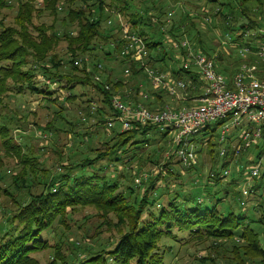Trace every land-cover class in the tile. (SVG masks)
Wrapping results in <instances>:
<instances>
[{
  "label": "trees",
  "instance_id": "16d2710c",
  "mask_svg": "<svg viewBox=\"0 0 264 264\" xmlns=\"http://www.w3.org/2000/svg\"><path fill=\"white\" fill-rule=\"evenodd\" d=\"M17 1L15 25L10 26L4 23L1 10L12 4L9 0H0V94L11 87L20 93L31 91L43 101L54 104L60 100L74 102L81 95L77 94L76 88H84L83 94L92 93L91 98L97 100L95 102L88 100L90 104L93 102V110L96 109L99 115L96 125H100L106 132H113L110 139L107 138L108 141L104 142L113 143L105 150L96 151L94 157H85L75 166L63 164V172H56L50 177L45 176L46 179L41 181H36V164L31 158L23 157V169L21 175H16L14 186L18 191L23 190L27 184L26 187H30L36 182L42 183V186L36 192L27 190L28 197L24 199L17 198L8 188H0L13 201L15 207L14 214L7 218L8 221L0 224V264H42L35 253L49 245L46 233L58 218L63 220L67 216L69 207L76 209L79 206H94L103 214L115 213L122 226L118 230L120 235L118 240L110 250H106L107 256L96 253L76 262L69 261L57 250L48 264H168L167 248L162 247L164 239H174L184 244L189 240L197 242L207 240L211 242L209 248L213 247L215 251H218L224 242L230 241L233 244L230 250L233 253L232 258L236 259L237 263L239 261L244 263L247 257L248 260L264 264V246L259 232L264 227V202L261 203L264 200V171L259 179L253 180L250 196L236 190L240 194L238 206L248 208L250 205H256L254 208L261 212L260 218H253L242 209L235 210L233 204L226 201L225 198L230 195L227 185H238L239 182L234 177L230 182H224L219 170L215 171V177H209L212 185L225 186L223 193L200 188L198 192L200 196L197 198L191 195V191L188 195L176 190L162 206L158 203L160 188L156 186L154 178H147L150 182L146 187L145 179L139 185L136 183L138 177H135L136 187H131L127 193L121 190L120 182L114 178L115 176L108 175L101 166L105 159L114 165L123 161L129 151L142 148L150 141L149 134L160 130L159 126L142 125L139 122L128 130H123L122 126L117 130L116 121L111 127L107 124L118 114L111 100L114 94L122 96L125 100L130 98L137 103L143 100V90L152 95V87L147 76L143 74L140 63L131 55L132 50L121 62L131 70L134 78L138 79L142 74L148 82L146 86L145 84L140 86V82H137L127 94L121 90L125 84L123 80H114L105 73L107 62L117 59L116 52L120 54L123 42L122 36L113 38L115 29L111 28L112 32L109 33L103 30L105 21L111 16L106 10V5L117 7L123 14L128 13L133 22L134 32L143 38L149 52L146 63L162 70H166L167 67L173 69L178 78L185 74L180 68L175 67L176 64L179 65L180 60L175 56L171 58L172 67L168 66L165 54L162 53L164 41L161 38L170 46L169 40L187 36L194 46L209 54L204 48L201 30L196 24L198 21L195 19L193 9L183 10L185 20L177 22L172 20V16L167 19L173 7L157 8L155 0L152 1L154 12L146 5L138 13L129 9L130 0L123 3H120V0H112L111 4H107L105 0H96L94 2L96 6L91 4L93 8H90L89 0H81L83 6L67 10L65 9L67 0ZM69 1L74 3L76 0ZM185 1L187 0H184L183 4L188 3ZM250 1L239 0L235 5L232 2L205 0L200 13L201 22L205 25L211 23L212 21L207 22L204 17L213 16L209 14L212 9L209 6L218 5L219 10L214 15L221 16L225 31L254 28L257 25L258 13L264 15V12H255L248 8ZM257 1L259 7L264 5L262 0ZM46 10L53 17H59V10L67 11L62 19V28H58L56 21L53 20L50 24L35 23L36 15ZM150 13L157 18V22L149 18ZM203 24L202 27L205 26ZM72 25L76 27H71ZM61 43L65 44L67 58L59 55ZM98 47L104 53L103 58H98V62L90 67L82 55ZM234 52L233 49L229 52L220 51L217 59L218 69L228 77L236 71L240 63L238 57L231 62ZM97 75H100L99 79ZM61 93H65V96ZM154 95L164 102L170 99L161 92ZM145 104L151 106L149 100ZM45 130L53 134L51 121ZM0 132L7 135L10 128L0 125ZM166 137L167 134L163 133L160 139L167 140ZM261 154L260 149L256 157H260ZM229 163L223 162L221 165L227 167ZM96 164L97 167L93 168ZM161 180H158V183ZM256 180L261 181L255 182ZM137 187L142 191L141 197L135 194Z\"/></svg>",
  "mask_w": 264,
  "mask_h": 264
},
{
  "label": "rangeland",
  "instance_id": "374dc122",
  "mask_svg": "<svg viewBox=\"0 0 264 264\" xmlns=\"http://www.w3.org/2000/svg\"><path fill=\"white\" fill-rule=\"evenodd\" d=\"M89 1L90 8L96 6L94 3L96 0ZM105 1L107 4H111L112 2V0ZM152 1L130 0L129 9L134 13H138V11L140 12L148 5L150 11L154 12L155 7ZM155 1L157 2V8L162 7L167 9L172 6V20L177 22L185 20V9H193L195 19L198 21L196 24L201 30V38L205 50L209 54H220V51H223L220 41L225 29L221 16L216 17L213 14L214 19L208 25L201 22L202 16L200 13L202 12L201 10L205 4V0H187L185 1L188 2L186 4H183L184 0ZM219 1L232 2L235 5L239 3V0ZM123 2H128V0H120V3ZM9 3L12 6L1 10V17L6 25L14 26L18 1L9 0ZM92 3L93 6L91 5ZM83 4L81 0H76L74 3L67 0L65 9L79 8ZM209 7L212 8L209 13L211 14L216 7ZM248 8H258L261 11L257 0H251L248 3ZM66 10H59V17H53L46 10L36 15L35 23L43 22L50 24L53 20L56 21L58 28H62V19L67 14ZM106 10L111 16L104 23V32L109 33L112 32V29H115L113 38L120 36L123 34V25L129 23V33L133 34V22L129 15H127L128 13L123 14L122 10H119L117 7H107V5ZM152 14L150 13L149 16L151 19L153 18ZM202 24L205 26L202 27ZM71 27L76 26L72 25ZM161 40L164 41L162 53L165 54L166 62L169 63L168 66L172 67L173 60L171 58L175 57L174 50L167 44L166 40L163 38ZM64 45V43L60 44L58 52L61 57L67 58L68 53H66L67 51ZM116 53L117 59H113L109 63L107 62L106 65L108 66L106 67L107 71L105 73L114 80H123L125 84L121 90L124 92L134 88L137 82H140V85L143 83L146 86L148 82L146 78H143L142 74L137 79L133 77L132 73H124L127 67L125 66L126 64L121 62L124 57L120 56V54L118 55V52ZM103 55V51L98 47L94 51L86 52L82 57L87 59V64L92 67L98 62V58H103ZM235 57L237 56L234 52L231 62H233ZM144 59L147 62L148 55ZM178 66V64L175 65L176 68ZM83 90L84 88H76L75 91L77 94L81 95L74 102L60 100L61 103L57 102L54 104H51L47 100V102L43 101L40 96L31 91L20 93L14 88L11 89V87L8 91L0 94V125H5L10 128V132H7V135L0 132L1 189L8 188L19 199L27 198V190L36 192L42 186V183L38 184L36 181L45 180V176L49 175L48 177H50L56 172H63V164L64 166H75L83 161L85 157H94L96 151L105 150L108 146L112 145L113 141H109V143L105 142L110 139L113 132H106L100 128V125H96L97 120H99V115L96 109L93 110L94 107L92 105L97 100L91 98L92 93L88 95L83 94ZM61 94L65 96V93ZM88 100L93 102L90 104ZM89 105L92 106L91 109ZM50 121L53 126L52 135L48 132L49 129L45 130ZM214 127V125H211L209 130L195 135L197 164L194 166H185L174 157L169 159L170 156H167V152L171 151L173 146L169 143V137H166L167 140L165 138L160 139L163 135V132L160 130L153 131L149 134L150 141L142 148L132 152L129 151L124 156L123 161L114 165L105 159L101 166L107 171L106 173L108 175L115 176L114 178L120 182L121 190L127 193H129L131 187H136L134 183L135 177H138L136 178V183L139 185L145 179L146 187L150 182L147 178H154L156 186L160 188L158 192L160 194L158 203L162 206L166 204L167 198L171 193L176 190L183 191L188 195L191 191V195L197 198L200 196V193H198L200 188H208V190L214 192L219 191L221 193L225 186L223 184L212 185L209 177L214 169L221 171V173L224 172V169L221 167L224 160L219 154V146L217 143L219 129L214 130ZM115 128L119 130L121 124L117 122ZM200 142L203 143L200 144ZM256 153L257 150L252 149L250 152L240 154L236 158H232V155L230 156L229 154L227 162L230 163L226 168L230 170V174L226 175L223 180L224 182H230L235 178L239 182L238 185H227L230 190V195L225 198L226 201L232 203L235 210L242 209L250 217L260 218L261 212L255 209L256 205H250L248 208L244 206L241 208V206L237 205L240 198V194L237 191L243 192L247 186L253 183V181L247 182V180H244L243 175L245 174H243V169L246 165L253 162ZM25 156L31 158L32 162L36 164L37 179L35 181L36 183L32 186L29 185L30 187H26L27 184L23 190L18 191L13 182L17 178L16 175H21L20 172L24 165L22 159ZM249 159H251V162ZM96 167L97 164L93 166V168ZM30 173L33 175L32 172ZM157 178H159L158 180H162L158 183ZM258 181L260 182L261 180H256L255 182ZM135 194L141 197L142 191L137 187L135 188ZM263 202L264 200L261 201V203ZM160 204L157 205L159 208ZM14 208L13 201L0 190V224L8 221L7 218L14 214ZM67 212V216L63 220L58 218L53 227L46 233V239L49 241V245L35 253L42 264H48L55 256L57 250L69 261L75 260L76 262H79L80 259H87L91 254L103 253L106 255V250H110L118 240L120 236L118 230L122 226L115 216V213L103 214L94 206H79L76 209L69 207ZM259 232L261 243L264 246V227ZM203 241L205 242L189 240V242H185L187 244H184L174 239H164L162 247L164 249L167 248L166 261L168 264H258L255 261L248 260L247 257L244 263L241 261L237 263V260L232 258L233 253L230 250L233 244L230 241L224 242L218 251H215L213 247L209 248L210 241ZM217 247L219 248L220 246L217 245ZM214 252L217 253L215 254Z\"/></svg>",
  "mask_w": 264,
  "mask_h": 264
},
{
  "label": "built area",
  "instance_id": "2783aa9c",
  "mask_svg": "<svg viewBox=\"0 0 264 264\" xmlns=\"http://www.w3.org/2000/svg\"><path fill=\"white\" fill-rule=\"evenodd\" d=\"M260 9L264 12V5ZM218 10L215 8L211 14ZM253 10L260 11L258 8ZM172 15L171 11L168 19ZM204 19L210 22L213 16L206 15ZM152 21L157 22V18L153 16ZM129 27V23L122 27L120 56L127 57L132 50L131 55L140 63L151 84L152 95L143 90V100L135 103L130 98L125 100L114 94L111 100L118 114L108 121V126L111 127L115 121L123 130L131 129L136 122L159 126L173 146L167 156L191 167L197 164L195 135L214 125L215 130L219 129L217 143L223 162H227L230 152L232 158H236L252 149L262 150L261 156L255 157L243 169V178L247 182L260 178L264 171V15L258 13L254 28L222 33L220 44L223 50L229 52L233 49L240 58L238 68L230 77L218 69V53L209 55L194 46L187 36L169 40L176 58L180 60L178 69L185 73L182 78H178L173 69L162 70L152 66L144 59L149 52L143 38L134 31L130 34ZM124 73L131 74V70L125 68ZM131 90L125 93L129 94ZM158 92L170 99L160 100L154 95ZM147 100L151 106L145 104ZM222 169L223 173L219 171L221 177L230 174L226 167ZM215 171L212 170L209 176L215 177ZM252 185L244 189L245 196L252 194Z\"/></svg>",
  "mask_w": 264,
  "mask_h": 264
}]
</instances>
